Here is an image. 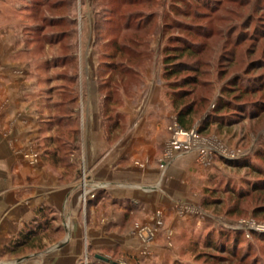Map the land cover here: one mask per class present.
I'll return each instance as SVG.
<instances>
[{
  "label": "crops",
  "instance_id": "obj_1",
  "mask_svg": "<svg viewBox=\"0 0 264 264\" xmlns=\"http://www.w3.org/2000/svg\"><path fill=\"white\" fill-rule=\"evenodd\" d=\"M7 8L0 0V256L48 220L55 238L49 227L41 249L8 264H85L86 248L114 264L160 261L161 236L192 216L205 173L192 152L162 161L175 115L160 69L135 66L105 115L98 1L74 0L68 51L44 42L41 54Z\"/></svg>",
  "mask_w": 264,
  "mask_h": 264
},
{
  "label": "rangeland",
  "instance_id": "obj_2",
  "mask_svg": "<svg viewBox=\"0 0 264 264\" xmlns=\"http://www.w3.org/2000/svg\"><path fill=\"white\" fill-rule=\"evenodd\" d=\"M27 1L29 0H8L7 9L27 26L23 30L24 34L34 41V51L41 54L43 43L46 42L43 38L54 32L53 29L47 28L48 20L43 24L41 20L44 16L53 17L57 13L48 11V3L45 0L30 2L31 8L27 10L24 6L20 7L24 11L14 8L20 4L25 5ZM120 1L123 5L127 3V0ZM216 1H219V4L211 5V12L195 0H147L145 5L147 13L156 12L155 22L161 28L160 35L150 37L148 49L152 52V59L147 62L150 70L155 67L162 70V47L169 36L188 35L183 31V27L176 23L205 24L216 27L217 31L222 29L223 33L210 41L199 35L191 37L200 48L209 45L204 57L211 62L208 67H202L207 73L201 79L210 84L196 90V98L206 97L208 103L199 112V118L192 130H196L200 144L210 147L211 150L205 149L204 158L200 154V148L192 152L195 154L194 163L198 170L205 171L204 179L196 188L197 198L191 210L192 216L183 222L178 235L164 232L161 236L164 251L159 253L161 260L156 261L158 264H264V189H253L261 180L252 169L259 167L264 170V160L261 159L264 156V112L227 126L211 125L204 133H198L201 120L211 113L217 98L221 94L226 97L225 87L235 85L240 88H258L254 83V79L258 77L261 91L257 90L255 96H247L243 100L250 102L253 112L254 105L261 109L259 104L256 105L257 101L261 106L264 104V0ZM111 3L115 7L119 5L118 0ZM121 7L120 5L119 9ZM124 8L123 12L126 13L127 9ZM208 11L209 18L204 16L199 17L198 21L193 19L194 12ZM220 18L225 22L220 21ZM43 25L47 26L42 29L40 26ZM21 27L23 28V25ZM229 27L234 30L230 38H238V46L235 48V65L226 69L225 61L231 57L224 49L225 37L230 34H226L225 30ZM219 56L222 58L220 61ZM154 57L159 60L156 65ZM39 82L40 85L43 84L41 80ZM228 115L230 119L234 118L230 113ZM170 138L171 135L165 146L162 160L164 164L184 154L183 150L169 148ZM162 224L161 220L156 221L157 227ZM51 226L49 225L50 232L45 234L53 240L55 237ZM33 227L36 228V225ZM148 240L154 238L150 237ZM24 251L25 249L21 252L25 253ZM87 251L86 248L85 264H96L97 256L101 255L94 256ZM9 258H12L11 254L0 256V264H8ZM116 258H120V255L114 257V262L118 263ZM20 262L21 260H17L16 264ZM111 262L107 264H114ZM156 262L146 264H157Z\"/></svg>",
  "mask_w": 264,
  "mask_h": 264
},
{
  "label": "trees",
  "instance_id": "obj_3",
  "mask_svg": "<svg viewBox=\"0 0 264 264\" xmlns=\"http://www.w3.org/2000/svg\"><path fill=\"white\" fill-rule=\"evenodd\" d=\"M29 0L25 2L24 9L31 8ZM47 1L48 11L51 13H57L55 16H44L42 24L48 20V26H40L53 29L54 32L50 33L46 38H43L47 43L51 45L61 42V48L68 51L70 42H72L75 36V22L72 20L71 7L74 0H45ZM100 4L99 12V25L96 32V40L99 42L100 50L102 52V68L104 71H110L111 74L103 79L101 82L102 90L104 91L103 97V111L107 115L110 110L112 99H114L117 86L127 76L134 75L135 66L143 67L144 63L152 59V52L148 49L150 44V37L152 35H160L161 28L156 24V12L147 13L146 1L147 0H127V3L122 4L120 0L119 5L115 7L111 3L114 0H97ZM200 6H204L210 12L213 11L211 5H218L217 2L209 0H195ZM121 2V3H120ZM38 3V2H37ZM40 3V2H39ZM209 4V5H207ZM122 6L119 9V6ZM126 7V13L123 9ZM209 7V8H208ZM191 8V7H189ZM22 9L21 11H24ZM209 11L206 13H193L194 20H200L199 17L209 18ZM50 14V13H49ZM72 14V13H70ZM198 17V19L196 18ZM220 21L225 22L220 18ZM183 27V31L187 32L186 36H169L165 45L162 47V79L165 82L166 96L168 97L171 107L174 111L175 120L174 123L177 127L183 131H190L193 129L197 119L199 118V112L203 110V107L207 105L208 98L200 97L196 98V90L204 88L210 82H206L201 79L206 75V70H202V67H208L210 60H206L204 55L209 49V45L200 48L197 42H194L191 37L202 36L206 41H210L215 38L216 35L222 33V29L217 31V28L209 27L205 24H191V23H176ZM35 29V27H34ZM151 29V30H150ZM232 28H227L224 40V49L226 53L229 52L231 56L225 61L226 69L235 65V48L238 46V38H230ZM37 30V29H36ZM150 30V32H149ZM27 31V30H26ZM223 35V33L221 34ZM65 42V43H63ZM229 48V49H228ZM226 56H223L225 58ZM68 61L72 63V59L68 57ZM219 56V61H220ZM255 85L258 88L247 87H225L226 97L222 94L217 98L215 105L213 106L211 113L204 116L201 120L198 133L202 134L209 129L211 125L227 126L239 122L245 117H254L264 112V104L261 106L260 102H256V105H260V108H256L254 105V112L251 110L249 101L243 100L247 96H255L261 91L259 88L260 78H255ZM67 98H71V89L67 88ZM235 93H238L235 95ZM253 93V94H252ZM262 95V94H261ZM262 97V96H261ZM259 109V110H257ZM204 113V112H202ZM227 115H226V114ZM231 114L234 118L230 119L228 114ZM225 114V115H224ZM239 118V119H238ZM264 160V156L261 157ZM254 173H257L260 184L253 186V189H264V170L257 167L252 168ZM34 222H37V220ZM46 222V223H45ZM39 222L36 228H30L28 231L21 233L19 237L13 240L4 250L5 254H17L24 249H41L42 245V231L49 228V222ZM45 223V224H44Z\"/></svg>",
  "mask_w": 264,
  "mask_h": 264
},
{
  "label": "built area",
  "instance_id": "obj_4",
  "mask_svg": "<svg viewBox=\"0 0 264 264\" xmlns=\"http://www.w3.org/2000/svg\"><path fill=\"white\" fill-rule=\"evenodd\" d=\"M169 131L171 132V138L168 144L169 148H171L172 150H183L184 153H189L200 148V154L203 158L206 155L205 149L211 150L210 147H204L200 144V139L196 134V130L186 132L179 129L177 125L173 123L169 128Z\"/></svg>",
  "mask_w": 264,
  "mask_h": 264
},
{
  "label": "water",
  "instance_id": "obj_5",
  "mask_svg": "<svg viewBox=\"0 0 264 264\" xmlns=\"http://www.w3.org/2000/svg\"><path fill=\"white\" fill-rule=\"evenodd\" d=\"M98 259L104 261L105 263H112L109 259L107 258H104V257H100V256H97Z\"/></svg>",
  "mask_w": 264,
  "mask_h": 264
}]
</instances>
